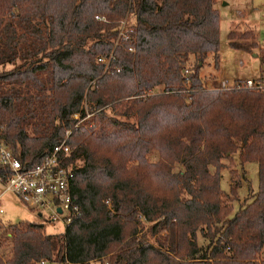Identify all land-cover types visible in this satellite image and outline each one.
<instances>
[{
	"label": "trees",
	"instance_id": "trees-1",
	"mask_svg": "<svg viewBox=\"0 0 264 264\" xmlns=\"http://www.w3.org/2000/svg\"><path fill=\"white\" fill-rule=\"evenodd\" d=\"M219 49L215 0H0V67L21 62L0 73V142L30 169L69 131L78 208L61 234L9 225L0 264H264V90L207 89ZM235 154L259 186L232 215L221 161ZM240 186L232 173L230 194Z\"/></svg>",
	"mask_w": 264,
	"mask_h": 264
},
{
	"label": "rangeland",
	"instance_id": "rangeland-1",
	"mask_svg": "<svg viewBox=\"0 0 264 264\" xmlns=\"http://www.w3.org/2000/svg\"><path fill=\"white\" fill-rule=\"evenodd\" d=\"M215 8L220 15L218 67H215L214 56L209 54L200 71L204 86L209 90L229 89L235 87L237 81L242 84L250 79L253 82H260L264 90V72L261 63L264 55V0H215ZM133 23L132 18L121 22L117 37L113 40L115 46L126 40L128 29ZM230 33L234 35L233 38L237 44L249 45L250 51L232 49L229 46L228 35ZM20 64L21 62H17L15 65L2 66L0 73L10 71ZM111 115L109 113V116ZM91 119L92 115H88L85 120L78 122V125L90 122ZM147 158L150 162H156L158 155L151 153ZM221 163L224 166L221 170V189L229 195L230 201L234 200L232 202L233 215L234 212L250 203L258 190V164L251 162L241 165L238 154L222 160ZM180 169L179 165H175L173 172H178ZM211 171L214 170L211 169ZM232 173L235 179L241 182L238 194L235 196L230 194L229 187ZM228 200L225 202H229ZM0 210H2L0 214V257L4 261L10 259L12 255L9 225L21 222L40 223L45 226L47 235L61 234L65 229L62 223L45 222V214L28 208L15 194L5 192L2 182H0ZM196 236L198 250L205 251L209 246L208 239L204 238L199 231ZM258 258H264V249ZM90 264L101 263L92 262ZM103 264H107V261Z\"/></svg>",
	"mask_w": 264,
	"mask_h": 264
},
{
	"label": "built area",
	"instance_id": "built-area-1",
	"mask_svg": "<svg viewBox=\"0 0 264 264\" xmlns=\"http://www.w3.org/2000/svg\"><path fill=\"white\" fill-rule=\"evenodd\" d=\"M100 62L106 66L109 64L108 59ZM237 87L263 90L260 82L252 80L238 84ZM73 119L79 120V116L75 115ZM69 134V131L66 132L65 139L30 169L25 168L14 157L10 148L0 142V168L5 171L3 176H0V182L3 183L5 192L15 194L28 208L45 214L48 223L59 222L64 227L69 225L71 217L78 215V208L72 203L70 194L76 166L63 165L69 155V147L66 144Z\"/></svg>",
	"mask_w": 264,
	"mask_h": 264
},
{
	"label": "crops",
	"instance_id": "crops-1",
	"mask_svg": "<svg viewBox=\"0 0 264 264\" xmlns=\"http://www.w3.org/2000/svg\"><path fill=\"white\" fill-rule=\"evenodd\" d=\"M247 80H250V79H247Z\"/></svg>",
	"mask_w": 264,
	"mask_h": 264
}]
</instances>
